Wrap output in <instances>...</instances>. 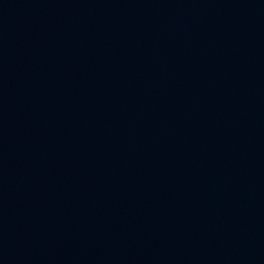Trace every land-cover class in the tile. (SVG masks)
<instances>
[{
    "label": "water",
    "instance_id": "95a60500",
    "mask_svg": "<svg viewBox=\"0 0 264 264\" xmlns=\"http://www.w3.org/2000/svg\"><path fill=\"white\" fill-rule=\"evenodd\" d=\"M0 264H264V0H0Z\"/></svg>",
    "mask_w": 264,
    "mask_h": 264
}]
</instances>
